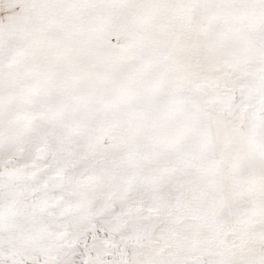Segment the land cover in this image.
Here are the masks:
<instances>
[{"label":"snow or ice","instance_id":"snow-or-ice-1","mask_svg":"<svg viewBox=\"0 0 264 264\" xmlns=\"http://www.w3.org/2000/svg\"><path fill=\"white\" fill-rule=\"evenodd\" d=\"M0 264H264V0H0Z\"/></svg>","mask_w":264,"mask_h":264}]
</instances>
